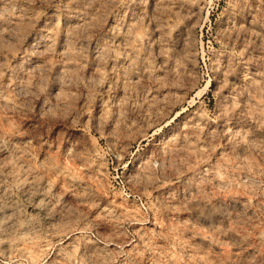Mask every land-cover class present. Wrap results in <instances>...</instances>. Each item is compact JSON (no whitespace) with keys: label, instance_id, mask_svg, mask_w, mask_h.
I'll return each instance as SVG.
<instances>
[{"label":"rangeland","instance_id":"1","mask_svg":"<svg viewBox=\"0 0 264 264\" xmlns=\"http://www.w3.org/2000/svg\"><path fill=\"white\" fill-rule=\"evenodd\" d=\"M0 264H264V0H0Z\"/></svg>","mask_w":264,"mask_h":264}]
</instances>
